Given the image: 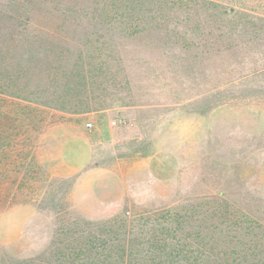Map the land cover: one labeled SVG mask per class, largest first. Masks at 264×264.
I'll list each match as a JSON object with an SVG mask.
<instances>
[{
	"label": "rangeland",
	"instance_id": "rangeland-1",
	"mask_svg": "<svg viewBox=\"0 0 264 264\" xmlns=\"http://www.w3.org/2000/svg\"><path fill=\"white\" fill-rule=\"evenodd\" d=\"M17 5L27 26L0 24V264L125 211L246 226L251 260L264 245V0Z\"/></svg>",
	"mask_w": 264,
	"mask_h": 264
},
{
	"label": "trees",
	"instance_id": "trees-1",
	"mask_svg": "<svg viewBox=\"0 0 264 264\" xmlns=\"http://www.w3.org/2000/svg\"><path fill=\"white\" fill-rule=\"evenodd\" d=\"M14 3L10 10L0 11V24L12 21L17 31L27 25L24 6L18 7V0ZM77 20H74L76 27L80 25ZM18 38L17 32L10 35L9 40L14 46L11 50L17 48ZM82 54L79 52L75 65H86ZM7 57H0V62L6 61ZM11 59L21 64L25 52ZM5 80L10 81V77ZM195 218L190 211H164L154 219L125 211L110 222L88 223L84 230H77L74 237L55 243L49 254L22 264H264L257 261L264 248L259 243L250 245L254 255L247 261L246 226L239 227L236 223L207 227L206 217ZM261 232V229H252L249 236L256 237Z\"/></svg>",
	"mask_w": 264,
	"mask_h": 264
}]
</instances>
